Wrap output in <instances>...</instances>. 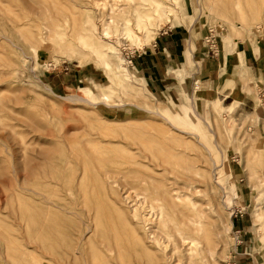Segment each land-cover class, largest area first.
Returning a JSON list of instances; mask_svg holds the SVG:
<instances>
[{"label":"rangeland","instance_id":"374dc122","mask_svg":"<svg viewBox=\"0 0 264 264\" xmlns=\"http://www.w3.org/2000/svg\"><path fill=\"white\" fill-rule=\"evenodd\" d=\"M205 1L167 0L170 12L154 22L153 38L138 47L120 31L104 34L115 0H0V264H95L109 253L104 232L112 242L133 233V207L143 213L151 202L141 194L163 203L177 222L186 220L184 206L171 204L174 188L199 203L207 228L215 224L223 231L214 260L264 264V225L253 214L262 184L249 180L250 172L264 176L258 95L241 107L219 96V86L209 85L212 94L206 95L195 65L190 72L164 73L180 78L182 89L179 81L159 86L147 74L150 51L170 30L191 35L201 69L211 27L218 42L225 35L224 41L244 35L240 31L264 35V22L247 26L234 9L228 22L211 14ZM66 20L85 28L92 45H82ZM28 34L45 44L34 48ZM96 47L115 53L118 63L130 68L129 94H115L113 76ZM186 76H194L191 85H184ZM142 85L151 92L135 97ZM101 92L112 96L109 102H100ZM216 103L225 116L215 112ZM256 138L261 140L251 152ZM214 162L219 180L203 173ZM146 211L144 217L151 219L146 241L156 260L140 264H189L188 247L171 236L172 225L162 231L159 216ZM89 228L94 233L87 234ZM124 240L126 248L118 249L114 264H132L141 255ZM207 263L213 264L210 255Z\"/></svg>","mask_w":264,"mask_h":264},{"label":"bare ground","instance_id":"6f19581e","mask_svg":"<svg viewBox=\"0 0 264 264\" xmlns=\"http://www.w3.org/2000/svg\"><path fill=\"white\" fill-rule=\"evenodd\" d=\"M115 4L110 8L111 15L109 20L106 22V26L104 28V34L108 37L112 34H118V32H122V34L126 35L133 43L138 45V47H142L145 42H149L151 38H153L154 34L151 32L153 29L154 22L159 21L162 17L170 12V8L167 5V0H115ZM205 4L210 11L211 14L216 16H222L227 19L228 22L231 20L228 18L229 13H232V9L236 11V15L239 20L245 25H250L251 23H255L260 25L264 22V0H206ZM116 5V6H115ZM116 7V8H114ZM66 25L70 27L71 33L74 34L82 45L91 44L92 37L88 33L85 28H81L76 24H70L68 20L65 21ZM238 33H243L240 31ZM237 33V34H238ZM140 34H144V36H140ZM227 35L223 36V39H227ZM30 43H34L35 47L38 48L45 44L46 39L43 38H35L32 35H27V40ZM92 45V44H91ZM37 54V50L34 51ZM95 53L100 59H102L108 69V72L113 76V81L116 84L115 94L117 96L123 94H129L130 90H133V86L130 82L133 79V74L129 67H123L120 63H118V55L113 52H108L102 48L96 47ZM37 57V55H36ZM141 88L144 91L134 92L135 97L144 98L148 95L146 91H150V89L142 85ZM146 89V91H145ZM151 92V91H150ZM89 94L91 96L92 94ZM98 96L96 95V98ZM112 96L107 93L101 92L99 95L100 102L106 103L110 101ZM78 100H89L88 98H77ZM109 106V104L107 103ZM215 112L219 115L222 112L223 116H225L226 111L222 109L220 105L213 104ZM138 108H142L136 105ZM149 110V109H148ZM150 111V110H149ZM228 124H230L231 120L226 119ZM165 130V129H164ZM160 131V128H159ZM187 133V132H182ZM188 134H194L192 132H188ZM216 134V133H215ZM216 134L215 143H218ZM261 138H256L252 141V151H255L256 145L260 142ZM198 142L206 147L210 151V147L208 143L204 140L198 139ZM212 154V153H211ZM213 169L208 168L207 171H203L204 175L207 173H211L214 176V180H219V175L217 170L219 168L218 164L214 162ZM207 172V173H206ZM199 173V172H195ZM200 174V173H199ZM250 182L254 183L258 181L262 184V188L259 191V197L257 198V207L254 214V221L256 223H260L264 225V176H260L257 174L249 173ZM216 182V181H215ZM215 185V184H214ZM213 184H210V190L212 193L216 195V189ZM222 191L225 192L224 185H221ZM218 195V192H217ZM144 201L151 200L148 207H144V212L140 213L137 205L133 207L134 215L132 216V222L129 223V228H132V234L127 236H115L113 242L106 232L103 233L102 238L105 240L103 242L107 251L104 260H98L95 258L94 263L100 264L101 262H105V264H114L116 259H118V253L120 255L119 248H126L125 237L129 244V249L134 250V252H141V255L136 257V260L132 262V264H140L144 259L156 260L154 250L148 246L146 241L147 235L146 230L148 228V223L150 222V218L144 217V213L146 211L149 214L150 210L155 211V213L159 216V225L158 227L162 231H167L169 226L172 225V233L171 235L175 238L179 237L183 240L188 247L187 250V259L189 264H209L207 263V257L210 255L213 258V264H220L218 261L214 260L215 254V246L219 241L220 237L223 236V231L217 227L215 224H211L208 228L205 225L206 213L199 206V203L194 199H184L182 194L177 192V189H171L169 191L171 204L173 206H184L185 217L186 220L181 222H177L173 219L166 206L162 204H158L156 199L151 198L149 195L141 194ZM225 196V194H224ZM128 197V196H127ZM223 196H221L222 198ZM188 198V197H186ZM178 200L180 202H178ZM146 214V215H147ZM137 226V227H136ZM232 229L231 227L228 230ZM93 232L89 228L87 234ZM168 233V232H167ZM82 238V240H84ZM112 243L115 244V248L112 247ZM203 245V246H202ZM117 247V248H116ZM118 250V251H117ZM27 255H31L33 253H25ZM111 259L114 261L112 262ZM264 261V258L262 259Z\"/></svg>","mask_w":264,"mask_h":264},{"label":"crops","instance_id":"0c3cea01","mask_svg":"<svg viewBox=\"0 0 264 264\" xmlns=\"http://www.w3.org/2000/svg\"><path fill=\"white\" fill-rule=\"evenodd\" d=\"M196 41L201 42L198 38ZM194 45L190 34L177 33L174 30L165 32L150 51L153 56L148 57V60L152 58L150 65L147 66L148 76L152 75L149 77L150 81L154 79L159 86L170 81H179L181 84H177L182 89L183 82L180 78L169 79L164 73L168 70L177 72L183 69L184 72H190L195 65L194 69L207 90L206 95L212 94L207 88L211 85L219 86L217 88L219 96L227 95V99L239 104L240 107L256 101L257 89L264 88V35L247 32L232 40L224 41L221 38L217 44L218 56L213 57L209 49L208 57L204 56L202 69L201 64H198ZM163 63H168L169 68L165 69ZM193 79L194 76H186L184 85L187 86L188 81L191 85ZM186 95H189L188 92L182 97L187 99Z\"/></svg>","mask_w":264,"mask_h":264},{"label":"built area","instance_id":"2783aa9c","mask_svg":"<svg viewBox=\"0 0 264 264\" xmlns=\"http://www.w3.org/2000/svg\"><path fill=\"white\" fill-rule=\"evenodd\" d=\"M211 27V26H210ZM221 27V25H220ZM221 31H224V28L222 27L221 28ZM218 34L216 33V30L215 28L211 27L209 29V35L206 36V42L207 44L209 45V49L211 51V54L213 57H217L218 56V47H217V44H218ZM257 95H258V99H259V102H260V107L263 108L264 110V88H258L257 90Z\"/></svg>","mask_w":264,"mask_h":264}]
</instances>
